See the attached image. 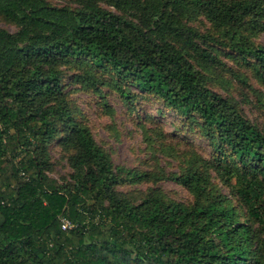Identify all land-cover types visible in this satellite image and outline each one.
Segmentation results:
<instances>
[{"label":"trees","instance_id":"16d2710c","mask_svg":"<svg viewBox=\"0 0 264 264\" xmlns=\"http://www.w3.org/2000/svg\"><path fill=\"white\" fill-rule=\"evenodd\" d=\"M80 2L0 0L18 27L0 28V264H264V130L207 85L223 52L264 87V0ZM199 18L204 32L189 24ZM72 60L108 71L127 101L125 83L161 99L213 157L166 177L115 168L62 99L59 67ZM58 122L74 150L65 184L46 172ZM150 178L191 202L116 193Z\"/></svg>","mask_w":264,"mask_h":264},{"label":"rangeland","instance_id":"374dc122","mask_svg":"<svg viewBox=\"0 0 264 264\" xmlns=\"http://www.w3.org/2000/svg\"><path fill=\"white\" fill-rule=\"evenodd\" d=\"M49 2L73 9H79L81 5L80 0ZM189 24L201 32L208 29L203 18ZM0 28L12 34L18 30L14 22L1 14ZM256 41L264 46V32ZM218 56L221 64L208 74V87L236 100L246 117L264 130L263 85L237 61L229 59L223 52H218ZM59 68L63 76L62 99L67 101L74 119L89 128L96 144L109 156L115 168L166 177L186 168L191 160L213 157L208 141L195 124L179 116L155 95L125 83V89L133 98L127 101L115 89L116 78L108 71L92 67L87 61L72 60ZM57 127L55 138L47 146L46 172L60 184H65L70 180V159L74 150L64 143L67 131L62 123L58 122ZM215 182L221 186L218 179ZM115 190L119 197L133 204H139L153 193L185 204L191 202V196L181 185L166 178L126 182L116 186ZM222 191L229 196L225 187Z\"/></svg>","mask_w":264,"mask_h":264},{"label":"built area","instance_id":"2783aa9c","mask_svg":"<svg viewBox=\"0 0 264 264\" xmlns=\"http://www.w3.org/2000/svg\"><path fill=\"white\" fill-rule=\"evenodd\" d=\"M61 227L63 230L72 228V225L65 219H61Z\"/></svg>","mask_w":264,"mask_h":264}]
</instances>
